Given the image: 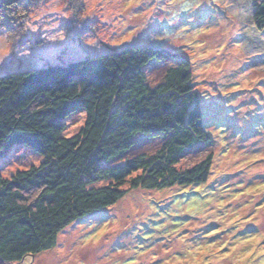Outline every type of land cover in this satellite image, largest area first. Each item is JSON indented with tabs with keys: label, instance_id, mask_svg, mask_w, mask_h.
<instances>
[{
	"label": "rangeland",
	"instance_id": "374dc122",
	"mask_svg": "<svg viewBox=\"0 0 264 264\" xmlns=\"http://www.w3.org/2000/svg\"><path fill=\"white\" fill-rule=\"evenodd\" d=\"M8 29L0 22V75L151 46L191 64L204 128L213 140L208 183L131 190L114 206L64 229L54 247L16 264H264V35L249 0H28ZM3 15V11L0 12ZM19 20V19H18ZM164 70L151 64L154 85ZM84 123L77 114L67 134ZM157 141L137 152L152 153ZM204 149L180 160L199 161ZM41 158L16 146L4 177Z\"/></svg>",
	"mask_w": 264,
	"mask_h": 264
},
{
	"label": "trees",
	"instance_id": "16d2710c",
	"mask_svg": "<svg viewBox=\"0 0 264 264\" xmlns=\"http://www.w3.org/2000/svg\"><path fill=\"white\" fill-rule=\"evenodd\" d=\"M249 2L252 25L264 35V0ZM28 4L1 0V24L8 29L26 17ZM153 63L164 65L154 85L146 74ZM194 85L185 57L142 45L0 75V161L16 146L41 158L9 177L0 169V264L51 249L70 224L114 206L128 191L208 183L213 140ZM77 114L84 123L68 135ZM152 141L159 143L154 152H137ZM198 149L204 156L181 167Z\"/></svg>",
	"mask_w": 264,
	"mask_h": 264
},
{
	"label": "water",
	"instance_id": "95a60500",
	"mask_svg": "<svg viewBox=\"0 0 264 264\" xmlns=\"http://www.w3.org/2000/svg\"><path fill=\"white\" fill-rule=\"evenodd\" d=\"M1 1V0H0Z\"/></svg>",
	"mask_w": 264,
	"mask_h": 264
}]
</instances>
